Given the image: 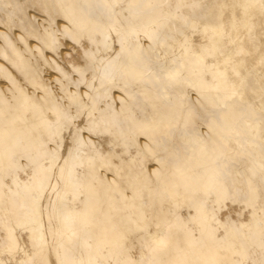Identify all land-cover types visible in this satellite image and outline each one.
Listing matches in <instances>:
<instances>
[{"label":"bare ground","instance_id":"6f19581e","mask_svg":"<svg viewBox=\"0 0 264 264\" xmlns=\"http://www.w3.org/2000/svg\"><path fill=\"white\" fill-rule=\"evenodd\" d=\"M0 264H264V0H0Z\"/></svg>","mask_w":264,"mask_h":264}]
</instances>
